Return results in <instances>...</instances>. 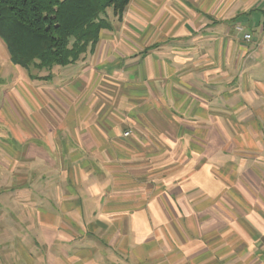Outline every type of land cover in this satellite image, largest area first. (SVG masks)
Returning a JSON list of instances; mask_svg holds the SVG:
<instances>
[{"label":"crops","instance_id":"obj_1","mask_svg":"<svg viewBox=\"0 0 264 264\" xmlns=\"http://www.w3.org/2000/svg\"><path fill=\"white\" fill-rule=\"evenodd\" d=\"M112 19L47 81H4L23 72L0 39V82L23 87L0 152L17 142L30 172L16 185L4 158L0 264H264V0H131ZM89 86L116 106L81 104Z\"/></svg>","mask_w":264,"mask_h":264},{"label":"trees","instance_id":"obj_2","mask_svg":"<svg viewBox=\"0 0 264 264\" xmlns=\"http://www.w3.org/2000/svg\"><path fill=\"white\" fill-rule=\"evenodd\" d=\"M131 0H0V39L10 61L32 80L74 66L122 22ZM36 72V74H33ZM42 73H47L42 75Z\"/></svg>","mask_w":264,"mask_h":264},{"label":"rangeland","instance_id":"obj_3","mask_svg":"<svg viewBox=\"0 0 264 264\" xmlns=\"http://www.w3.org/2000/svg\"><path fill=\"white\" fill-rule=\"evenodd\" d=\"M111 18H114V17H111ZM114 19H116V18H114ZM116 21H118V20L116 19ZM104 32H106V31H104ZM104 32H102V35L104 34ZM102 35H101V37H102ZM98 45H97V47H98ZM96 48H95V50H96ZM6 52H8V51L6 50ZM261 56H262V59H264V52ZM0 64L3 65V63L1 61H0ZM83 66H85V65H83ZM19 70L22 71L23 73H19V72L6 73L7 76L4 77L3 80L6 81L9 79V82H10L12 79H14V74H16L15 80H26V78L28 77L27 72H25L21 68H19ZM33 74H36V72H33ZM42 75H46V73H42ZM14 88L15 87H13L12 85H10V84L8 85V83L6 85V84L0 82V107H1V104L4 103L3 100L4 101L7 100V101H5V104L6 105L8 104L10 107V112H13L15 114V117L13 119V122H14L13 126L17 127L19 125V127L22 128V123H21V120H22L21 114H22V110H23V93H22L23 87H22V83L19 84V87L15 88L16 90L12 91ZM105 89H108V88H106L105 86H102V88L101 87L100 88H93V87L91 88V86L81 88V95H83V98H84V100L81 101V104L82 103H88V100L91 97L95 96L97 98V101L95 103V109L101 110L102 112H104V111L109 112L112 109V107L114 108L116 106V104L114 102L108 103V101H107L108 99L106 97L107 93H105ZM111 93H112L111 95L114 98L120 94V91L114 88V89H112ZM11 96H12V98H11ZM109 96H110V94H109ZM1 99H2V102H1ZM6 109H7V107L3 108V110H2L3 113L7 112ZM7 118L8 117L6 114H1L0 115V122L1 123L6 122ZM9 121H11V119L10 120L8 119L7 122H9ZM3 127H6V126L3 125ZM3 127L0 124V128H3ZM15 132L17 134L18 131H15ZM1 134H2L3 138L7 137L5 129H3L1 131ZM16 137L18 138L19 141L22 140L20 135H17ZM9 150H10V148H9ZM11 151L9 152V154H8V152H5L4 150L0 152V162L3 164V166L0 165V174H3L4 176H6V174H7V171H6L7 165H6V161L4 160V158H7L8 156H9V158H11V157L13 158V156H14V159L16 162L15 171H14V173L16 174L15 181H16V185H20V184H22V182H20V181L26 177L25 175L27 174V171L29 168L22 165V160L24 158V152L19 148L17 142L15 143V150L12 152ZM33 153L38 154V151H34V152L32 151V154ZM1 154H3V157ZM9 172H10V170H9ZM37 172H38V169H37L36 173ZM28 173H30V172L28 171Z\"/></svg>","mask_w":264,"mask_h":264},{"label":"built area","instance_id":"obj_4","mask_svg":"<svg viewBox=\"0 0 264 264\" xmlns=\"http://www.w3.org/2000/svg\"><path fill=\"white\" fill-rule=\"evenodd\" d=\"M236 31H237L239 34H244V40H246L247 42H250V41H251V39H252V35L246 33L245 28H244L243 26H241V25L236 26ZM129 135H130L129 132H127V133L125 134L126 137H128Z\"/></svg>","mask_w":264,"mask_h":264}]
</instances>
